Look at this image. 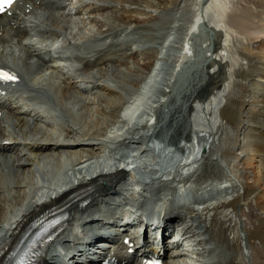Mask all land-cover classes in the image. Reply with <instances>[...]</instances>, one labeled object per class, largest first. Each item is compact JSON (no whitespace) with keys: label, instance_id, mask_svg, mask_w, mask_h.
<instances>
[{"label":"bare ground","instance_id":"1","mask_svg":"<svg viewBox=\"0 0 264 264\" xmlns=\"http://www.w3.org/2000/svg\"><path fill=\"white\" fill-rule=\"evenodd\" d=\"M121 1L141 2L77 0L80 10L73 0H23L14 2L10 15H0V64L18 71V80L8 88L11 94L0 93V249L12 236L9 247L16 244L33 214L49 207L48 203L67 214V224L44 259L47 264L58 259L61 264L76 263V254L60 257L58 245L78 243L81 237L76 231L81 229L100 232L102 216L112 214L113 205L119 207L144 192L147 198L141 207L149 213L151 196L161 198L167 192L171 200L166 204L176 205V190L185 189V196L191 186L200 199L216 196L201 200L198 209L188 203L175 208L194 217L188 224L190 216L181 215L180 222L185 227L181 239L193 241L195 259L201 264H264V9L251 8L250 0H195V11L188 12L190 41L172 67L161 72L159 67L171 62L165 45L160 44L150 65L144 58L147 53L137 44L142 40L125 44L126 48L122 43L119 51L94 47L123 34L129 40L126 31L133 24H160L166 16L180 20L187 14L184 0H171L170 8H158L154 14L120 7L116 3ZM55 9L62 11L60 23L51 24ZM198 29L201 34L196 41L203 46L196 51L192 35ZM51 31L60 41L57 50L43 44ZM64 51L72 56L65 62L73 66L68 71L72 83L59 87L46 81L43 71L53 66L47 55ZM202 54L208 57L207 65L197 69ZM191 56L195 61L189 60ZM191 62L198 74L194 80L198 96L180 113L175 104L169 106L167 97L172 83ZM98 65L99 77L89 71ZM49 88L62 91L60 102L65 106L58 104ZM28 102L35 104L30 111ZM35 112H43L42 117ZM177 116L184 124H177ZM98 146L110 148V154L101 156ZM203 147L224 173L217 177L220 184L209 178L198 184L181 180L182 174L201 167L206 156ZM180 153L182 158H176ZM204 183H208L205 188ZM207 186L215 193L202 191ZM223 186L235 189L234 193L229 196L230 189ZM220 191L226 197L216 195ZM145 237L147 244L133 246L132 253L116 238V247L108 255L115 256L116 264H142L147 252L168 254L178 247L177 243L166 249L152 244L150 235ZM214 243L229 246L234 256L205 259ZM180 251L175 249L178 255L167 256L165 264H185L180 257L185 253ZM7 256L8 252H0V264Z\"/></svg>","mask_w":264,"mask_h":264},{"label":"rangeland","instance_id":"2","mask_svg":"<svg viewBox=\"0 0 264 264\" xmlns=\"http://www.w3.org/2000/svg\"><path fill=\"white\" fill-rule=\"evenodd\" d=\"M73 1L75 2V4L77 6H79V8H81L80 10L83 9L82 5L80 6V4H81L80 2H77V0H73ZM170 1L171 0H141V2H138V3H134L132 1H121V2L116 3V4L119 5L120 7H125L127 9L128 8L129 9L135 8V9H139L142 12L150 11L152 14H154L153 12H156V9H158V8H159L160 11L170 8V6H171V2ZM237 1L242 2V0H237ZM250 1L251 2H249L248 5L251 8H257V9L262 8V9H264V0H257V1L256 0H250ZM194 2H195V0H184L183 1L182 4L184 5V8H185L184 10L187 11V14H185V16H180L181 19L178 20V21L174 17L166 16L164 18V22L160 23V24H157L156 22H154V23L152 22L153 24L152 23L133 24L132 29H130V30L127 29V31H126L128 34L130 33L129 36H127L129 38V40L124 37L125 34L122 35L123 37L122 36L121 37L114 36L115 38H113V39L111 38L112 40L109 39L110 42L107 41V43H109L111 45L113 44L112 46L109 45V44L101 42L98 45H96V47H94V48L99 49V51L104 50V49L111 50V48H112V50H114V49L115 50H118V49L120 50L122 45L126 48L127 44L130 45L135 40H142L143 41V39H144L143 42L142 41L141 42H137V44H139L141 49H143L144 52L147 53V55H144V58L146 59L147 62H149L148 63L149 65L153 64V61L155 60V57L157 56V52L159 50L160 44L166 46V48H165L166 56H168L169 60L172 62L174 59L177 58V55H179L181 50L183 48H185V46L187 45L186 43H188V41H190V40L187 41V39L190 38L189 35H188V32L190 33V31H191V30H189V26H190L189 20L191 18L190 14L192 15V13L195 11V8L193 7L194 6V4H193ZM151 5L153 7H149ZM258 6H260V7L258 8ZM54 11H55V14H57V15H55V14L53 15V17L51 18L50 23L52 24V23L55 22V20H58L57 21V24H58V23H60L59 19H60V13L62 11H60L59 13H58L59 9H55ZM61 15H62V13H61ZM135 15H137V14H135ZM138 16L140 18L145 17L144 14H138L137 17ZM52 28H55V27L52 26ZM46 34L48 36L47 37L48 40L43 42L44 45L46 44L49 47L50 46L53 47V43H59L60 42V41H57V39H54V31L48 32ZM118 39H120L119 42H118ZM61 42H63V41H61ZM122 43H124V44H122ZM254 44L257 45V42H255ZM116 47H117V49H116ZM148 55H149V57H148ZM54 59H55V57H52L49 60L48 64H52L54 66V64H56L58 62V60H54ZM78 62L79 61H77L76 63H78ZM81 67L83 68V63L81 64ZM46 69L49 72L57 71L56 69H54L52 67L46 68ZM89 71H90L91 74H93V75H95L97 77H99L101 75L100 74V65H98L96 67H92V69H90ZM57 72H58V74L60 76L59 81L57 82V86H59V85L61 87L70 86L69 83H72V81H71L72 78H70V80H69V77L71 75L69 73L61 72L60 70H58ZM17 75H18V71H17ZM144 75H145V73L142 74L140 76V78L144 77ZM43 77H44V73H43ZM108 82L113 84V85H115V82H112L111 79H109ZM162 90H163V88H162V86H160V88L158 89L159 93H161ZM51 91L52 90L50 89V92ZM51 94H52V96H54L55 99L57 98L58 104H60L61 106L62 105L65 106L64 103L60 102V99H62V98H60L62 96V91L59 92V89H58L56 92H54V90H53L51 92ZM123 108H124V106L121 107L122 110H123ZM176 119H177V124H179V123L184 124V121H183V119L181 117L177 116ZM52 127L53 126H51V128ZM227 144H228V142H226V145ZM100 148L101 147H99V146H98V149L96 147V149L98 151H100L99 150ZM201 151H202V153L204 152L203 154H205L206 153L205 147H203V149H201ZM87 152H88V150H87ZM212 158H214V156L212 157V155L209 154L208 152L206 153V156H205L204 159L201 158V161H200V164L202 163L201 167H199V169L197 167L194 171L191 172L192 175H190V177L192 178L193 182H197L196 184H198V183L203 182V180L205 181L207 178H209V182H214L215 181L214 183L217 182L216 184H220L221 181L218 180V178H219L218 176L220 174H224V173L218 167V164L213 162L214 160ZM199 159H200V157H199ZM183 176L184 175L182 174V177ZM210 178L212 180H210ZM214 178H215V180H213ZM186 181H188V180H186ZM204 185H203V187H204ZM227 189L229 190L230 188L227 187ZM234 191H235V189H230L229 192H227V193L230 196L231 193H234ZM199 192H201V191H199ZM212 192L215 193V191H212ZM7 194H9V192H7ZM216 195H221V197H226V195H224V193L221 192V191L219 193H217ZM9 196L10 195H8V197ZM214 202H211V203H214ZM208 203H210V202H208ZM197 208H199V207H197ZM167 230L168 229L165 228L164 231H163V234H167ZM163 234H162V236H163ZM146 236L149 237V234H146ZM205 236L208 237L209 235L206 234ZM165 245H166L165 242L161 243V246H163L164 248L167 249V246H165ZM213 245L214 246L209 249L210 251L206 250V252H207L206 256L207 257H205V259L210 258L209 260L217 261L218 259L224 258L226 260H229V259H231V257L234 256V253L231 252V250H229V246H228V248H226L227 245L224 246L223 244H220L221 247L218 246L215 243ZM177 248L175 247V249H177ZM184 251H185V254L182 253L183 256H180V257H181L182 260H183V258L185 259V261H184L185 264H201V261H198L199 258H197V259L194 258V256L196 254H194L193 252H191L190 250H187V249H185ZM84 260L86 261V259H84ZM262 260L264 261V258Z\"/></svg>","mask_w":264,"mask_h":264},{"label":"water","instance_id":"3","mask_svg":"<svg viewBox=\"0 0 264 264\" xmlns=\"http://www.w3.org/2000/svg\"><path fill=\"white\" fill-rule=\"evenodd\" d=\"M200 24L202 26L204 24L203 21H201ZM202 29L209 30L205 26L202 27ZM193 33H194V35H192V38L195 39V42H196L195 49H196V51H198L199 48L200 47L202 48V46H203V45H201L200 43H198L196 41V39L198 38V35L201 34V31L198 29L196 32H193ZM195 35H196V37H193ZM205 47H206V44L204 45V48ZM196 51H195V54H196ZM203 55L204 54L201 55L202 60H200L198 62L197 69H199L201 67L203 68L204 65L205 66L207 65L206 60L208 59V57L204 58ZM189 60L190 61H192V60L195 61V57L191 56ZM172 64H173V61L169 62L167 64V66H165V65L163 66L162 65V66L159 67V70L161 72L168 71L172 67ZM188 65H189V63L186 64V66H188ZM193 70H195V68L192 67V62H191L190 66L187 68V70L181 72L178 75V78L172 83L171 92L169 93V95L167 97V100L169 99L168 101L170 102L169 106L171 107V106H173V104H175V106H176L175 109H177L178 112H180V113L181 112H185L186 109H188L190 102L193 101V99L196 96H198L199 88L197 87V82L194 81L197 78L198 74L196 72V76H195V72ZM176 141L177 140H175V142H173V143H176Z\"/></svg>","mask_w":264,"mask_h":264},{"label":"snow or ice","instance_id":"4","mask_svg":"<svg viewBox=\"0 0 264 264\" xmlns=\"http://www.w3.org/2000/svg\"><path fill=\"white\" fill-rule=\"evenodd\" d=\"M13 0H0V12L5 10L6 5H11ZM16 79L15 74L0 69V82H9Z\"/></svg>","mask_w":264,"mask_h":264}]
</instances>
